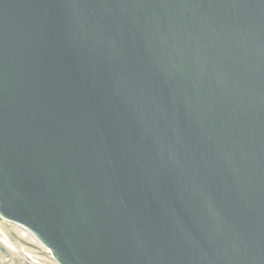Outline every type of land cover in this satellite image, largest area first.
<instances>
[{
	"label": "water",
	"instance_id": "1",
	"mask_svg": "<svg viewBox=\"0 0 264 264\" xmlns=\"http://www.w3.org/2000/svg\"><path fill=\"white\" fill-rule=\"evenodd\" d=\"M0 218L58 264H264V0H0Z\"/></svg>",
	"mask_w": 264,
	"mask_h": 264
},
{
	"label": "rangeland",
	"instance_id": "2",
	"mask_svg": "<svg viewBox=\"0 0 264 264\" xmlns=\"http://www.w3.org/2000/svg\"><path fill=\"white\" fill-rule=\"evenodd\" d=\"M0 264H58L27 230L0 218Z\"/></svg>",
	"mask_w": 264,
	"mask_h": 264
}]
</instances>
